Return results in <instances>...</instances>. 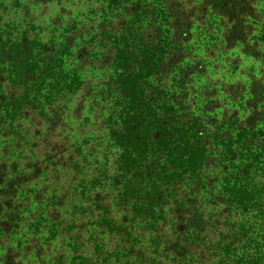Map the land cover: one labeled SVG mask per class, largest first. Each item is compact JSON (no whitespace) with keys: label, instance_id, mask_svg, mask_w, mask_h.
Instances as JSON below:
<instances>
[{"label":"trees","instance_id":"obj_1","mask_svg":"<svg viewBox=\"0 0 264 264\" xmlns=\"http://www.w3.org/2000/svg\"><path fill=\"white\" fill-rule=\"evenodd\" d=\"M106 2L125 18L104 33L117 38L101 83L111 172L108 157L64 138L65 104L83 86L82 65L63 66L69 41L0 24V264H264V143L253 139L263 118L254 110L234 139L208 109L196 114L186 84L200 65L176 67L179 93L160 83L208 18L228 48L257 43L248 31L264 29V0Z\"/></svg>","mask_w":264,"mask_h":264},{"label":"rangeland","instance_id":"obj_2","mask_svg":"<svg viewBox=\"0 0 264 264\" xmlns=\"http://www.w3.org/2000/svg\"><path fill=\"white\" fill-rule=\"evenodd\" d=\"M120 11H111L106 0H0V24L9 26L13 35L19 36L27 31L29 37H37L41 43L52 42L61 45L66 39L69 41L71 48L62 56L63 66L66 72H69L68 69H74L81 64L82 69L78 72L76 68V71L83 86L82 90L65 104V111L69 113L65 112L62 120L67 130L64 138L66 140L67 137L72 144L83 143L84 155H90L93 149L94 159L100 161L102 156L108 157L109 163L106 167L109 172L114 156L106 152L107 130L103 122L108 116L110 102L103 98L101 83L102 79L109 76L106 69L109 67V43L116 42L117 38L109 40L105 38L104 33L105 29H112L114 36L119 34V22L125 21V18H122L124 12ZM208 19V24L193 26L192 37L181 52L182 62H179V56L173 57L177 64L168 74L161 76L160 83L165 91L179 93L176 82L179 73L176 67L187 64L200 65L202 69L199 72L194 70L189 78L191 82L186 84L191 109L196 114L203 108L208 109L207 115L214 116L219 124L224 127L231 126L234 139V130L240 125L243 126L246 119L256 110V119L262 117L263 123L256 127L253 139L263 144L264 95L261 90L264 91V29L256 25L248 31L250 38H258L257 43L250 42L246 48L239 44L228 48L222 43L223 25L218 20ZM145 26L137 24L134 28L144 30ZM87 41L91 43L86 44ZM78 51L87 52L89 57L82 59L83 61L78 60ZM253 103L256 105L253 106ZM76 107L81 108L78 117V113L73 114ZM32 124L34 129H43L38 118L30 125ZM57 133L49 134L51 142L58 141ZM38 138L39 136L35 137L36 146L33 153H37V149L41 148L38 147ZM3 146L1 141L0 152ZM113 151L111 149V152ZM88 159L92 161L90 156ZM215 173H219V170L210 167L207 175L213 177ZM204 207L211 208L207 201ZM57 248L56 244L49 252L54 254Z\"/></svg>","mask_w":264,"mask_h":264}]
</instances>
